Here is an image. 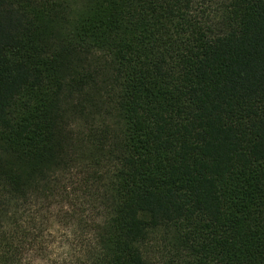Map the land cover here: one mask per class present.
Here are the masks:
<instances>
[{"label":"trees","instance_id":"1","mask_svg":"<svg viewBox=\"0 0 264 264\" xmlns=\"http://www.w3.org/2000/svg\"><path fill=\"white\" fill-rule=\"evenodd\" d=\"M0 264H264V0H0Z\"/></svg>","mask_w":264,"mask_h":264},{"label":"rangeland","instance_id":"2","mask_svg":"<svg viewBox=\"0 0 264 264\" xmlns=\"http://www.w3.org/2000/svg\"><path fill=\"white\" fill-rule=\"evenodd\" d=\"M78 125H79V127L78 126L74 127L75 130H80L81 125L80 124H78Z\"/></svg>","mask_w":264,"mask_h":264}]
</instances>
